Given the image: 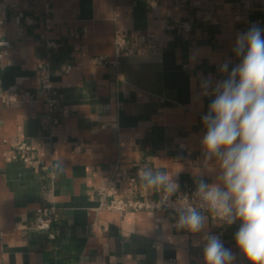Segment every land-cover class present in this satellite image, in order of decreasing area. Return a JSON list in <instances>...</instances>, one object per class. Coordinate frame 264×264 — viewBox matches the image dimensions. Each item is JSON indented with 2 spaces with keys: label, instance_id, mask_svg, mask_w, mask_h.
<instances>
[{
  "label": "crops",
  "instance_id": "0c3cea01",
  "mask_svg": "<svg viewBox=\"0 0 264 264\" xmlns=\"http://www.w3.org/2000/svg\"><path fill=\"white\" fill-rule=\"evenodd\" d=\"M191 2L181 9L173 0H0V92L16 85L30 94L0 101V264H203L204 233L177 231L175 214L118 213L99 196L112 181L126 201L158 197L138 179L145 167L175 174L177 193L195 189L198 173L209 183L215 177L200 144L211 100L201 84L226 78L219 65L238 62L239 32L256 21L264 29V5L250 13L241 0ZM207 13L213 22H202ZM180 22L190 23L188 33L167 29ZM115 30L129 39L119 75L97 61L113 56ZM21 144L30 151H18ZM58 162L63 171L41 169ZM50 206L57 220L37 229V210ZM238 227L224 229L223 243L234 264H248L235 246ZM219 229L209 219L207 231Z\"/></svg>",
  "mask_w": 264,
  "mask_h": 264
},
{
  "label": "clouds",
  "instance_id": "9594fccd",
  "mask_svg": "<svg viewBox=\"0 0 264 264\" xmlns=\"http://www.w3.org/2000/svg\"><path fill=\"white\" fill-rule=\"evenodd\" d=\"M232 51L238 62L231 68V60L219 65L226 78L209 77L201 84L211 100L201 117L200 144L204 166L215 172L213 181L198 173L191 199L173 200L180 188L175 174L145 167L137 176L147 192L159 196L150 201L153 209L175 213L177 231L204 233L203 264L236 259L219 235L207 231L209 219L227 226L239 222L236 248L248 264H264V29L253 24L239 32ZM55 169L63 171V162Z\"/></svg>",
  "mask_w": 264,
  "mask_h": 264
},
{
  "label": "built area",
  "instance_id": "2783aa9c",
  "mask_svg": "<svg viewBox=\"0 0 264 264\" xmlns=\"http://www.w3.org/2000/svg\"><path fill=\"white\" fill-rule=\"evenodd\" d=\"M241 6L243 9H245L247 12H254L257 10L259 6L264 5V0H241ZM174 6L181 8V9H191L193 7V4L191 0H173ZM150 5H155V2H150ZM202 22L209 23L213 22V16L210 13L205 14L202 17ZM259 21H256V24L259 25ZM255 24V23H253ZM252 24V25H253ZM191 25L188 22H180L174 25L167 26V29L174 30L178 34H186L190 31ZM140 42H144V36H140L139 38ZM113 56L111 58L107 57H99L97 58V61L99 63H105L110 65L116 72V74L119 75L118 68L120 64V60L128 55V44L129 39L125 36L123 32L120 30H115L113 33ZM51 46L52 44H48ZM7 44L0 43V62L2 59L7 55ZM118 79H121V77H117ZM48 75L42 76V87L46 91V104L48 108L53 111L55 109L56 100L53 98L54 93L50 90L49 84H48ZM29 92L25 91L24 89L18 87V86H10L3 91L0 92V101L3 103H15L19 101L20 99H24L29 97ZM207 98L211 99L210 96H207ZM18 151H24L29 152L30 146L27 144H21L17 147ZM23 161L26 163H32L31 157L28 155H25L23 157ZM55 168V165H46L41 164V169L43 171H52ZM118 177L119 174L116 173L115 177ZM136 178L132 177L130 178V182L134 183ZM135 187H132L128 189L126 192L128 194L132 193V190H134ZM195 189H188L183 193H176L175 196L172 197L173 200L183 199L185 196L191 199L193 192ZM99 196L100 200L103 204V207L108 210H113L118 213H123L127 211L128 209H132L134 211H157L161 212L160 210H155L152 207V204L150 201H155L159 199L158 197L147 199V200H124L122 197L119 196V192L117 190L116 185L110 181L107 185L102 187L99 190ZM163 211L170 212L172 214H175L171 209H165ZM38 213V220L36 224V228L40 230L48 229L51 222H54L57 220V212L54 206L45 207V208H39L37 210ZM235 225V224H233ZM231 225V226H233ZM223 224H219L220 229L217 232V235L220 236L221 240L223 241V234L224 229L231 227Z\"/></svg>",
  "mask_w": 264,
  "mask_h": 264
}]
</instances>
